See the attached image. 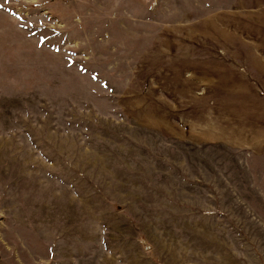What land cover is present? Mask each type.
I'll use <instances>...</instances> for the list:
<instances>
[{
    "label": "rangeland",
    "instance_id": "1",
    "mask_svg": "<svg viewBox=\"0 0 264 264\" xmlns=\"http://www.w3.org/2000/svg\"><path fill=\"white\" fill-rule=\"evenodd\" d=\"M234 10L0 0V264H264Z\"/></svg>",
    "mask_w": 264,
    "mask_h": 264
},
{
    "label": "crops",
    "instance_id": "2",
    "mask_svg": "<svg viewBox=\"0 0 264 264\" xmlns=\"http://www.w3.org/2000/svg\"><path fill=\"white\" fill-rule=\"evenodd\" d=\"M234 7L239 78L264 83V0H234Z\"/></svg>",
    "mask_w": 264,
    "mask_h": 264
}]
</instances>
